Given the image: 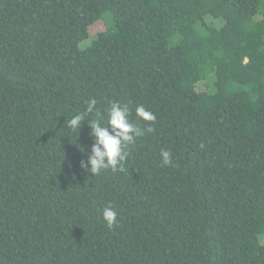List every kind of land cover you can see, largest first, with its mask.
<instances>
[{"label": "trees", "instance_id": "trees-1", "mask_svg": "<svg viewBox=\"0 0 264 264\" xmlns=\"http://www.w3.org/2000/svg\"><path fill=\"white\" fill-rule=\"evenodd\" d=\"M0 264H264V0H0Z\"/></svg>", "mask_w": 264, "mask_h": 264}, {"label": "rangeland", "instance_id": "rangeland-1", "mask_svg": "<svg viewBox=\"0 0 264 264\" xmlns=\"http://www.w3.org/2000/svg\"><path fill=\"white\" fill-rule=\"evenodd\" d=\"M102 27L101 23H96L90 28L91 34L95 33L96 31L100 30Z\"/></svg>", "mask_w": 264, "mask_h": 264}]
</instances>
